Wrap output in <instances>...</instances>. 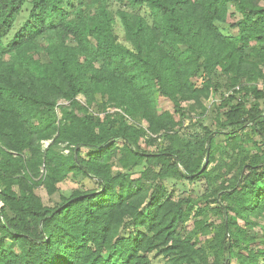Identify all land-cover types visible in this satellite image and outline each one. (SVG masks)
<instances>
[{
  "label": "trees",
  "instance_id": "1",
  "mask_svg": "<svg viewBox=\"0 0 264 264\" xmlns=\"http://www.w3.org/2000/svg\"><path fill=\"white\" fill-rule=\"evenodd\" d=\"M263 68L258 0H0V264H152L153 252L167 264H264L253 231L264 214V149L243 135L250 128L264 146V103L248 107L249 96L264 100ZM222 89L215 129L182 136V102L200 106ZM157 96L173 113L158 110ZM137 116L163 149L140 147L146 132L127 120ZM220 152L239 178L213 199L167 198L164 180L208 182ZM79 177L96 188L54 206L36 193ZM194 230L211 235L207 250Z\"/></svg>",
  "mask_w": 264,
  "mask_h": 264
},
{
  "label": "rangeland",
  "instance_id": "2",
  "mask_svg": "<svg viewBox=\"0 0 264 264\" xmlns=\"http://www.w3.org/2000/svg\"><path fill=\"white\" fill-rule=\"evenodd\" d=\"M259 5L264 6V0H258ZM113 7L115 8L118 6L116 2L112 1ZM228 13L231 15L228 17V23H235L237 20L240 19V14L238 13L236 6L233 3L228 4ZM28 17V8H25L21 14L16 17L13 28L9 32L6 41H9L13 34L22 26V24L26 21ZM223 27V25H220ZM116 33L118 34V37L120 38V41H124L123 32L119 26V24L116 25ZM263 74H264V68ZM194 83L200 88L201 83L197 80H193ZM258 89L264 90V84L262 82H258L257 84ZM226 95V89L218 90V91H211L210 94L206 98H201L200 106L197 104H194L193 102H182V108L184 110V123L181 129L180 134L182 136L186 137H197L201 136L203 131L202 127L207 126L210 129L214 130V120H215V111H216V105L220 103V101L225 97ZM77 102L81 107H85L84 98L82 96H78L76 98ZM254 103H258L260 108L263 107L264 100L256 101L252 96H249L248 98V107L251 106ZM201 106L203 108H201ZM157 107L159 111H169L173 113V107L172 104L162 99L161 97L157 96ZM120 111L108 107L106 109V113L112 114V113H119ZM175 119L178 121V116H174ZM127 120L134 126L142 128L146 134L145 136L140 140V147L147 151V152H156L161 149H163L166 146V142L162 135H151L148 133V125L147 123L140 117L137 116L135 118H127ZM249 136L253 141H255L259 148L264 149V146L262 145L261 139L255 135L253 132H251L250 128H246L243 131V135ZM217 141H222V137H218ZM49 143L44 142L43 148H46ZM120 145V143H118ZM255 149L252 147L251 144H248L246 147V153L249 155H252L255 153ZM64 155L68 154L67 150L63 151ZM88 154L87 150L82 149L81 150V156L86 157ZM225 155V152L222 154V152L218 153L215 156V162L210 163L207 166L208 170H213V174L210 178V180L207 182L204 179H200L198 181L189 182L185 180H164L163 185L165 187V190L167 192V198H170L172 200H178V199H185V198H192V199H213L217 197V191L223 190L227 188L232 180H235L239 178L237 176V166L232 167L230 169L231 165L235 161L234 158H227ZM116 162V161H115ZM206 164V161L204 162ZM116 169H113V172H115ZM139 176L138 172L134 173L132 178H137ZM96 186L93 184V182L82 179L79 177L77 182L72 181H65L59 185V190L53 194L52 196H48L44 189L38 188L36 189V193L41 198L42 202L45 205L48 206H54L60 204V197H69L72 192L76 190H90L95 189ZM225 205V204H224ZM211 208L214 207H220L219 204H211ZM208 217V216H207ZM208 219L212 221L215 224H219L221 221L220 219H217L215 217L209 216ZM198 219H195L191 217V219L186 223L185 225V233L192 231L193 224ZM240 225H242L241 222H239ZM257 224L253 231L257 233L259 236L264 237V214L257 219ZM195 231L194 241L196 243L197 247H204L205 250L206 244L205 242L210 239L211 235L204 236L202 233H200L198 230ZM207 258L209 261L212 260V253H207ZM149 259L151 260L152 264H167V260L162 257L161 255L153 252L149 255ZM230 264H235V261L231 260Z\"/></svg>",
  "mask_w": 264,
  "mask_h": 264
},
{
  "label": "built area",
  "instance_id": "3",
  "mask_svg": "<svg viewBox=\"0 0 264 264\" xmlns=\"http://www.w3.org/2000/svg\"><path fill=\"white\" fill-rule=\"evenodd\" d=\"M236 90H238V87L236 88ZM263 116H264V113H263ZM2 207V204L0 203V208Z\"/></svg>",
  "mask_w": 264,
  "mask_h": 264
}]
</instances>
